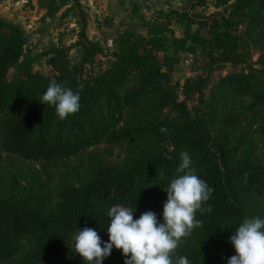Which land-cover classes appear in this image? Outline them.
I'll list each match as a JSON object with an SVG mask.
<instances>
[{"label":"rangeland","instance_id":"rangeland-1","mask_svg":"<svg viewBox=\"0 0 264 264\" xmlns=\"http://www.w3.org/2000/svg\"><path fill=\"white\" fill-rule=\"evenodd\" d=\"M218 19L232 23L238 39L235 59L229 62L210 42L207 23ZM0 34L19 44L18 56L0 52V67L7 69L9 80L39 75L59 82L63 73L67 79L81 80L104 73L123 53L145 60L130 68L124 83L127 92L145 89L119 126L120 132L134 129L135 136L120 144L91 147L68 160L33 162L3 154L0 205L47 196L55 208L63 190L88 184L99 169H122L168 156L166 140L141 133L153 124L167 121L174 128L181 121L165 95L185 99L190 116L204 118L213 133L227 132L239 149L237 163L253 161L264 167V106L253 109L252 96H231L221 85L225 77L245 73L253 77L255 89L264 91V0H0ZM194 36L204 39L195 49ZM34 104L18 102L0 114V142L5 125L28 117ZM227 117L234 122L231 128L225 127ZM190 169L195 173L196 166ZM251 204L264 208V197H255ZM197 228L195 224L181 240L179 252L198 245ZM74 237L68 242L66 261H82L74 254ZM16 247L18 253L0 264H22L33 253L34 242L24 237ZM116 262L109 256L103 264Z\"/></svg>","mask_w":264,"mask_h":264},{"label":"trees","instance_id":"trees-1","mask_svg":"<svg viewBox=\"0 0 264 264\" xmlns=\"http://www.w3.org/2000/svg\"><path fill=\"white\" fill-rule=\"evenodd\" d=\"M207 26L214 51H221L226 62L235 59L238 39L233 24L218 19ZM200 42L204 39L194 36L193 48ZM15 43L0 34V52L8 50L18 56L19 44ZM194 49L188 52L193 53ZM86 53L84 69L88 64ZM117 57L113 67L102 74L79 80L67 79V73H63L59 82L39 75L32 80H9L7 69L0 67V114L18 102L35 101L28 117L13 119L5 125L0 163L3 154L33 162L68 160L91 147L132 139L136 131L127 128L120 132L119 126L127 111L137 106L145 89L127 92L124 83L130 68L143 65L145 60L128 53ZM52 81L71 88L81 97L80 110L63 121L57 118L54 107H43L38 102ZM221 85L231 96H252L253 109L264 106V91L255 89L251 75L233 74L225 77ZM195 89L190 96L199 90ZM165 100L181 121L174 128L167 121L153 124L141 133L148 134L150 139L166 140L171 150L168 156L151 157L141 165L122 169L115 166L99 169L88 184L63 190L55 208L50 207L51 199L47 196L26 197L17 205H0V261L12 259L18 253L16 243L30 237L34 250L22 264H83V261L64 260L69 240L79 229L90 227L100 233L102 241H107L110 223L107 213L114 205L132 209L134 219L149 210L160 219L167 198L163 189L178 174H183L178 169L181 153L186 151L191 164L196 166L194 174L213 191L195 214V219L200 221L195 233L198 245L186 252L176 249L173 261L185 256L190 264H227L228 258L235 254L229 243L232 232L245 218L264 219V208L251 204L255 197H264V167L253 161L237 163L239 149L232 144L229 134L223 131L215 134L204 118H192L185 99L165 95ZM224 123L226 128H231L234 122L227 117ZM110 257L117 259L114 264H124L121 250L114 248Z\"/></svg>","mask_w":264,"mask_h":264},{"label":"clouds","instance_id":"clouds-1","mask_svg":"<svg viewBox=\"0 0 264 264\" xmlns=\"http://www.w3.org/2000/svg\"><path fill=\"white\" fill-rule=\"evenodd\" d=\"M80 99L78 92L52 81L38 102L54 107L57 118L63 121L80 110ZM190 165L189 153H181L178 171L183 174L163 189L167 198L160 219L151 210L134 219L132 209L114 205L107 213L108 240L102 241L94 228L79 229L74 237V254L82 258L83 264H103L115 248L121 250L124 264H190L185 256H178L174 262L173 254L193 226L200 223L195 214L213 191L191 171ZM232 233L229 243L235 254L227 264H264V219L245 218Z\"/></svg>","mask_w":264,"mask_h":264}]
</instances>
